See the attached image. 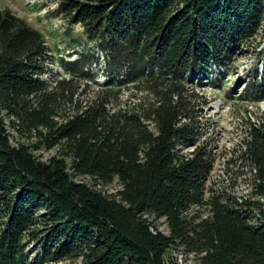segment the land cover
Returning <instances> with one entry per match:
<instances>
[{"label": "trees", "instance_id": "1", "mask_svg": "<svg viewBox=\"0 0 264 264\" xmlns=\"http://www.w3.org/2000/svg\"><path fill=\"white\" fill-rule=\"evenodd\" d=\"M57 5L68 34L82 29L69 48H82L61 61L67 76L50 79L46 36L0 10V264H178L175 251L195 264H264V125L250 128L238 155L249 191L214 192L215 156L200 143L207 102L190 89L222 79L264 34V0ZM255 71L246 92L262 99ZM89 82L97 93L82 102ZM129 86L152 102L118 104ZM10 129L36 141L14 143ZM42 148L58 154L43 161ZM114 180L121 190L108 195Z\"/></svg>", "mask_w": 264, "mask_h": 264}, {"label": "rangeland", "instance_id": "2", "mask_svg": "<svg viewBox=\"0 0 264 264\" xmlns=\"http://www.w3.org/2000/svg\"><path fill=\"white\" fill-rule=\"evenodd\" d=\"M58 0H0V10L9 9L19 18L25 20L31 27L42 32L51 48L53 63L49 65L51 73L46 75L44 79H50L53 75L67 73L61 67V61H73L77 57L74 51H78L82 46L69 48L71 38L80 36L82 29L78 26L73 28L71 34L67 33V27L64 21L57 17L56 10ZM84 43L86 42L83 39ZM264 48V34L260 33L258 38L251 43L245 53H237L236 59L231 65V69L225 76L219 79L218 73L212 78V83L200 84L194 80L190 85V89L203 95L206 105L203 114L200 117L202 135L200 143L207 145L215 156L214 169L208 179L207 186L214 192H225L228 195H236L238 197L249 191L248 170L243 168L238 155L243 150L242 145L248 138L250 128L264 125V98L256 99L253 95L246 92L248 72L256 70L260 76L264 73V59L259 62V52ZM99 57L101 53L99 52ZM102 66H104L103 58L100 57ZM94 72H99L96 84H104L107 78L102 75L101 68L93 66ZM218 78V79H216ZM216 79V80H215ZM202 80V83H205ZM81 85L79 88L78 99L84 102L88 100L94 93H97L98 86L91 82ZM204 85V87H202ZM193 86V87H192ZM100 87V86H99ZM89 93L85 97V92ZM151 96L143 92V90L135 89L133 86L124 88L120 92L119 103L121 105L139 103L140 101L150 102ZM152 102V101H151ZM8 126L10 121L6 120ZM12 130V129H10ZM14 136V143H33L34 138H27L23 133L11 131ZM187 149L185 152H190ZM36 156L43 161L49 160L58 154V149L47 151L40 149L35 152ZM86 183L93 184L90 178H82ZM121 190L118 180L104 188L108 195H115ZM197 210V209H195ZM203 209L200 213L207 215V211ZM159 231L169 234L168 226L164 219L156 222ZM36 253L30 254L33 258ZM174 258L178 264H195L194 256H186L182 252L175 251Z\"/></svg>", "mask_w": 264, "mask_h": 264}]
</instances>
